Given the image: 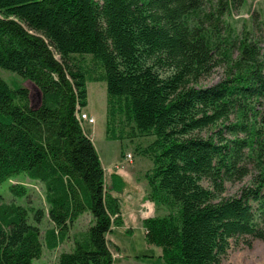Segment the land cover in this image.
Instances as JSON below:
<instances>
[{
    "label": "trees",
    "instance_id": "trees-1",
    "mask_svg": "<svg viewBox=\"0 0 264 264\" xmlns=\"http://www.w3.org/2000/svg\"><path fill=\"white\" fill-rule=\"evenodd\" d=\"M240 1L0 0V70L40 92L35 102L0 74V185L19 174L40 181L50 221L41 235L43 209L30 222L26 206L0 193V264H33L43 244L69 236L72 247L53 264H112L107 235L123 224L113 191L125 181L113 171L106 184L77 117L87 80L105 81L108 139H123L125 124L153 136L147 196L166 212L142 226L166 264H220L230 240L264 239L263 39L228 22ZM217 66L219 80L198 85ZM247 176L238 193L223 195L227 181ZM86 213L87 228L71 235Z\"/></svg>",
    "mask_w": 264,
    "mask_h": 264
},
{
    "label": "rangeland",
    "instance_id": "rangeland-1",
    "mask_svg": "<svg viewBox=\"0 0 264 264\" xmlns=\"http://www.w3.org/2000/svg\"><path fill=\"white\" fill-rule=\"evenodd\" d=\"M227 17L231 26L236 29L247 28L255 38L263 39L261 45L264 51V0H245L235 3ZM83 61L94 70V74L100 73L90 56H85ZM210 75L201 79L198 85H211L222 76V67H215ZM2 77L11 86H24L29 92L32 100L35 98L36 89L29 81L22 79L17 74L0 70ZM87 89V107L82 108L80 112L76 111L78 119L81 121L82 113L85 117L92 118L89 122L84 120V130L90 134L95 149L99 155L101 164L104 168V179L106 184L110 183V174L113 171L121 173L126 177V184L121 191H113V194L119 196L121 203V213L124 223L120 226H114L108 233L110 246L113 254L117 257L112 264H166L161 257V248L154 244H149L144 238V229L140 217L146 218L154 214H163L166 212L164 206L156 210L153 200L148 198V186L145 179V173L153 167L152 159L146 152L148 143L153 140V136H140L130 131V125H121L123 127V139H108L105 135V113H106V84L105 81L86 82ZM89 111V112H88ZM118 130V129H117ZM213 129L206 128L199 133L207 136ZM119 131V130H118ZM129 133L131 134L130 136ZM130 156V157H129ZM249 177L242 180L227 181L224 185L223 195L229 196L239 192L242 185L247 184ZM9 183L22 184L26 187V195L23 197H13L8 190ZM206 184V183H205ZM0 193L4 200L14 201L26 206L29 209V221L32 219V211L36 208L43 209L45 213L41 222L38 223L41 235L46 227L50 226V221L46 215L47 204L44 200V187L38 180H30L24 174H19L3 182L0 185ZM140 203V204H139ZM152 211L148 212V207ZM32 207V208H30ZM145 216V217H144ZM91 220L89 214H83L71 226V235L74 236L83 232ZM70 237V236H69ZM59 246L48 249L43 244L42 254L39 258L33 259V264H53L62 250H69L72 247L71 238ZM116 243L120 250L116 248ZM113 247V248H112ZM264 263V239L253 238L251 236L236 237L230 240L225 255L222 256L220 264H263Z\"/></svg>",
    "mask_w": 264,
    "mask_h": 264
},
{
    "label": "built area",
    "instance_id": "built-area-1",
    "mask_svg": "<svg viewBox=\"0 0 264 264\" xmlns=\"http://www.w3.org/2000/svg\"><path fill=\"white\" fill-rule=\"evenodd\" d=\"M85 113H82V119H81V124H83V122H84V120H87V121H89V122H91L92 121V118H86L85 117ZM130 157V156H129ZM148 207V206H147ZM150 211H152V209L151 208H149L148 207V212H150ZM117 256L115 255V254H113V252H112V261L116 258Z\"/></svg>",
    "mask_w": 264,
    "mask_h": 264
},
{
    "label": "crops",
    "instance_id": "crops-1",
    "mask_svg": "<svg viewBox=\"0 0 264 264\" xmlns=\"http://www.w3.org/2000/svg\"><path fill=\"white\" fill-rule=\"evenodd\" d=\"M86 107L87 106H85V107H83L85 110H86ZM89 112V111H88ZM86 132V131H85ZM87 133V132H86ZM88 134V133H87ZM89 136H90V134H89ZM120 174V176L122 177V179L125 181V184H126V177H125V175H123V174H121V173H119ZM140 204V203H139ZM141 218V220H142V217H140ZM123 223H124V221H123ZM110 239V238H109ZM111 241V240H110ZM115 245H116V248H117V250L119 251L120 250V247H119V245H117L116 243H114ZM113 248V247H112ZM110 249H111V246H110Z\"/></svg>",
    "mask_w": 264,
    "mask_h": 264
},
{
    "label": "water",
    "instance_id": "water-1",
    "mask_svg": "<svg viewBox=\"0 0 264 264\" xmlns=\"http://www.w3.org/2000/svg\"><path fill=\"white\" fill-rule=\"evenodd\" d=\"M39 100H40V92L39 90H37L36 95H35V102Z\"/></svg>",
    "mask_w": 264,
    "mask_h": 264
},
{
    "label": "clouds",
    "instance_id": "clouds-1",
    "mask_svg": "<svg viewBox=\"0 0 264 264\" xmlns=\"http://www.w3.org/2000/svg\"><path fill=\"white\" fill-rule=\"evenodd\" d=\"M145 217V216H144Z\"/></svg>",
    "mask_w": 264,
    "mask_h": 264
}]
</instances>
